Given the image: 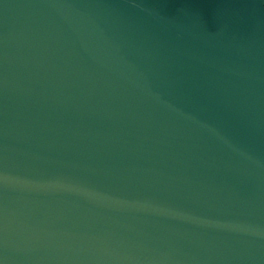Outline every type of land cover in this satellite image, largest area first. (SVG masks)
<instances>
[{"label":"water","instance_id":"1","mask_svg":"<svg viewBox=\"0 0 264 264\" xmlns=\"http://www.w3.org/2000/svg\"><path fill=\"white\" fill-rule=\"evenodd\" d=\"M0 264H264V0H0Z\"/></svg>","mask_w":264,"mask_h":264}]
</instances>
